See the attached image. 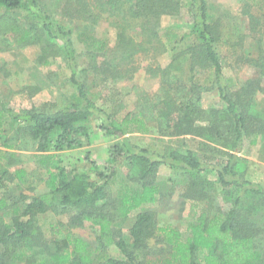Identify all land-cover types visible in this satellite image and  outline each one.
I'll use <instances>...</instances> for the list:
<instances>
[{
    "label": "trees",
    "instance_id": "obj_1",
    "mask_svg": "<svg viewBox=\"0 0 264 264\" xmlns=\"http://www.w3.org/2000/svg\"><path fill=\"white\" fill-rule=\"evenodd\" d=\"M91 1L65 0L62 15L69 21L81 20L92 25L104 14L114 18L117 42L111 52L113 57L92 66L94 75H99L101 81L125 75L123 66L129 64L134 55L153 50L159 39L161 17L179 15L184 6L197 44L185 52L174 53L170 63L158 70L167 86L164 88L167 95L164 94L165 99L156 106L155 118L166 136H192L223 148H210L211 153L222 160L203 163L189 149L160 154L132 145L125 136L147 133L145 117L141 112L115 117L96 104L81 78L82 72L78 71L79 56L71 29L45 14L41 0H0V8L5 11L26 10L38 21L28 23L19 41L27 45L41 44L39 58L44 63L49 53L61 56L75 91L68 106L52 111H15L0 100L1 146L14 148L10 141L16 143L21 137H27L42 160L55 159L54 171L47 170L46 192L33 197L19 194L11 201L0 198V214H8L10 218L7 223L0 217V264H264L257 244L264 228L249 216L264 204V185L246 179L242 159L238 156L246 144L254 146L261 140L264 161V116L251 104L252 83L235 93L230 90L217 50L221 29L219 23L212 20L209 0ZM249 19L252 24L256 23L253 15H249ZM252 30L255 31V27ZM134 32L139 39L130 35ZM77 39L92 61L97 57L105 58L110 51L106 38L78 33ZM184 60L189 61V74L196 68L213 70V86L222 107L202 108L201 88L194 86L192 79L183 89L178 86L182 78L174 73L181 69ZM170 79H176L179 84L172 85L175 81ZM172 89L177 90L174 93L179 98L169 97ZM93 119L98 122L97 129L103 136L121 138L119 144L110 147L104 170L92 165L97 181L84 172L69 174L55 158V154L79 149L84 140L90 141ZM7 125L14 129L10 139L4 136ZM122 168L127 172L126 178L120 181L118 192L112 197L109 187L118 180ZM160 168L170 171L172 175L168 180L171 182L179 175L185 178L183 196L192 203V208L206 204L196 222L189 225L190 235L185 240L176 228L157 227L155 214L150 210L135 216L127 235L122 232V225L133 212L157 203L160 188L155 178ZM210 174H214L215 179H211ZM24 175L23 169L16 170L14 175L5 171L0 174V188L4 180L23 182ZM219 195L224 207L215 203ZM248 198L250 202L245 205L244 200ZM47 213L67 216L62 229L49 237L38 224V217ZM85 224L95 229L93 250L87 241L70 232ZM151 240L161 246L153 249ZM111 246L123 259L108 257Z\"/></svg>",
    "mask_w": 264,
    "mask_h": 264
},
{
    "label": "rangeland",
    "instance_id": "obj_2",
    "mask_svg": "<svg viewBox=\"0 0 264 264\" xmlns=\"http://www.w3.org/2000/svg\"><path fill=\"white\" fill-rule=\"evenodd\" d=\"M41 1V10L45 14L73 32L72 38L79 56L78 71L82 72L81 78L87 84L88 92L96 104L115 117L121 118L129 112H141L145 117L147 133H131L125 136L132 145L160 154L176 149H189L203 163H217L222 160L218 155L212 154L210 148L224 150L223 148L192 136H166L161 132L159 120L155 118L158 114V111H155L156 106L165 99L164 94L167 95V90H164L167 86L158 74V70L170 63L174 53L185 52L197 44L196 38L191 35L190 20L185 14L184 6L179 15L161 17L159 39L155 42L153 50L134 55L132 61L123 66L125 75H120L115 80L101 81L99 75L98 77L94 75L92 66L93 63L98 64L101 60L113 57L111 52L117 42V26L114 18L104 14L96 25L81 20L69 21V18L62 15L65 0ZM209 12L212 20L220 25L221 36L217 41V50L230 90L235 93L247 83H252L254 93L251 104L254 105L255 111L264 116V0H209ZM249 15L256 18V23L250 22ZM31 20L38 23L27 14L26 10L8 12L0 8V100L15 111L30 109L52 111L68 106L73 100L75 91L69 82V70L62 57L49 53L47 63H44L45 61L39 58L41 44L27 45L19 41L20 34L28 27ZM252 27L256 30L253 31ZM78 33H92L97 38H106L109 41L110 51L105 58L97 57L92 61L83 44L78 42ZM130 35L139 39L136 32ZM189 67V61L184 60L181 69L174 71V76L182 78V84L176 79H170L175 81L172 85L179 84L178 86L183 89L189 84L187 81L192 79L191 83L201 88L202 108L222 107L213 86V70L196 68L189 74ZM172 90L169 92V97L179 98L180 96L174 93L177 90ZM181 94L183 95V92ZM97 126L98 122L95 119L91 120V139L84 140L81 148L55 154L56 160L69 174L84 172L91 180L97 181L92 165L104 170L110 147L120 143L121 138L105 137ZM13 134L14 129L9 125L5 126V138L10 139ZM12 143L14 148H5L0 144V174L6 171L9 175H14L16 170L23 169L25 175L23 182L4 180V186L0 188V198L11 201L19 194L33 197L46 192L47 170L54 171L55 159L47 162L42 160L41 154L35 151V146L27 137H21L16 143L10 141L9 144ZM262 145L261 140L254 146L246 144L244 150L238 154L242 159L241 168L246 179L260 185H264ZM126 174V170L122 168L118 180L109 187L112 197L116 196L121 185L120 181L125 180ZM171 175L169 170L159 169L155 178V184L160 188L157 203L133 212L122 225L124 235L128 234L139 212L150 210L155 214L157 227L171 226L180 232L183 240L189 237V225L196 222L202 209L206 208V204H198L192 208V203L183 196L185 178L179 175L175 177L174 182H171L168 180ZM209 177L215 179L214 174H210ZM249 202V198L244 200L245 205ZM215 203L221 207L225 205L220 195L215 197ZM249 216L264 228V204ZM0 217L5 222H10L8 214L1 213ZM66 223V215L47 213L38 217V224L48 237L57 229H62ZM94 231L90 224L70 230L73 235L87 241L91 250L95 247ZM257 241L264 256V234ZM150 246L156 249L161 244L151 240ZM107 254L109 258L123 259L114 246L108 249Z\"/></svg>",
    "mask_w": 264,
    "mask_h": 264
}]
</instances>
